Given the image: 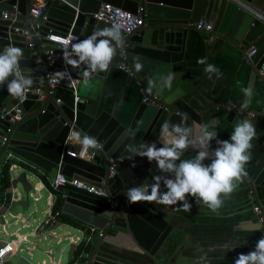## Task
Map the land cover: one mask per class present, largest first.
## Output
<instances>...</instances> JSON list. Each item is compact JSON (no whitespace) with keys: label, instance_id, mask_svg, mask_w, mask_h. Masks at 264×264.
<instances>
[{"label":"water","instance_id":"1","mask_svg":"<svg viewBox=\"0 0 264 264\" xmlns=\"http://www.w3.org/2000/svg\"><path fill=\"white\" fill-rule=\"evenodd\" d=\"M2 1L6 2L8 8L0 7V10L11 11L16 7L20 17L3 18L0 15V49L9 44L23 49L21 67L31 70L34 83L29 90L36 89L42 79L45 81L48 68L45 62H36L22 32L28 29L31 20L29 0H0V3ZM102 3H111L132 13L141 10L143 24L127 35L120 31L125 40L126 63L146 86L164 65L182 60L190 43V30H195L191 24L200 19L212 22L210 34L233 45H242L244 50L264 36V0H48L47 21L30 31L37 47L45 42L44 38L37 41V37H44L47 33L70 32L83 40L99 29L112 27L93 17ZM120 53L121 50L117 48L112 62L122 60ZM135 62L142 65L140 71H136ZM254 68L264 69V54ZM68 69L79 80L77 101L71 90L59 86L52 94L45 89L43 99L27 92V99L21 103L7 92L6 87H0V137L6 136L4 144H0V171L7 172L10 164V161H4L7 152L13 153L20 161L11 172L12 180L6 187L10 190L6 196L10 198L14 189L21 198L11 201L8 211L15 213L17 207L26 213L30 209L34 210L29 193L33 191L36 180L60 170L66 177L103 187L106 191L105 196L96 195L65 184L57 192L56 201L61 202L63 214L103 232L90 250H84L78 264H137L135 258L134 262L128 258H117L109 248L119 244L123 236H129L145 254L155 258L172 226L152 202L130 203L125 193L127 189L142 183L150 184L159 172L155 162L150 163L146 157L135 156L132 160L126 157L129 146L140 141L157 140L165 120L180 123L185 114L162 100L158 102L161 106L141 101L130 113L121 116L111 114L102 103L99 93L95 94L93 90L81 96L78 92L80 82H83L81 85L94 86L96 81H103L107 71L94 74L86 83L82 76L83 66L73 68L68 65ZM57 99L60 101L56 102ZM16 108L22 111L23 117L11 121ZM239 119L251 120L257 136L264 142L263 115L249 118L229 110L227 120L233 126ZM71 131L95 137L102 144V151L95 161H86L62 152L65 139ZM131 132L134 135H130ZM112 164L114 174L110 176ZM255 185L264 186V167L252 187ZM259 206L264 217V206ZM2 224L4 220L0 216ZM62 225L76 228L58 219L54 229ZM67 242V259L72 261L75 246Z\"/></svg>","mask_w":264,"mask_h":264},{"label":"crops","instance_id":"2","mask_svg":"<svg viewBox=\"0 0 264 264\" xmlns=\"http://www.w3.org/2000/svg\"><path fill=\"white\" fill-rule=\"evenodd\" d=\"M0 7L8 8L5 1L0 3ZM190 35V43L182 60L164 65L147 86L155 90L159 100L173 105L187 116V124L193 127L194 136L200 133L199 124L215 122L219 138L229 139L233 125L227 120L229 110L225 108L226 102H233L251 112H264V78L260 75V70L264 69L254 68L264 54V36L251 45L255 46L256 52L248 59L242 45H233L214 34H201L196 30H190ZM200 58H204L206 63H197ZM208 65L214 66L215 70L206 72ZM102 82L98 80L94 86L81 85L83 82H80L78 92L81 96L93 90L95 94L99 93L105 107L117 116L130 113L141 102V94L134 78L124 71L111 66ZM245 89L249 90L247 94ZM252 145L251 159L246 165L248 176L230 196L225 197L218 213L197 203L191 196L188 197V202L192 207L188 212L180 210L179 204L163 205L153 201L172 226L156 257L145 254L129 236H123L115 246L109 245L111 251L117 258H128L133 262L135 258L137 264H233L238 253L253 250L256 241L263 235V226L257 221L253 206H264V186L255 185L253 188L252 183L264 167V142L257 136ZM194 155L195 151L189 148L182 159ZM1 174L0 171V178ZM54 174L55 172L41 177L35 182L40 190V200L45 198L47 205H41L42 219L43 210L55 203L54 197L46 188ZM165 190L161 184V191ZM37 212L36 206V212L30 209L26 215L21 212L17 214L27 217ZM42 219L32 218L33 222L36 221L33 228L29 218L26 222L29 226L8 221L9 223L2 224L7 235L0 225V241L11 240L14 233L26 237V241L20 244L19 252L7 264H13L12 259L16 255L27 264H33L34 259H39L36 264H41L43 260L52 264L48 261L49 258L56 264H71L67 259L68 247L61 245L64 241L62 238L66 235H79V232L71 227L74 234H70L69 230L57 232L56 229L53 233L47 230L40 234L39 231L36 232V227L37 222ZM12 226L15 229L10 231ZM105 246L108 244L105 243ZM231 247H235L234 250L226 251Z\"/></svg>","mask_w":264,"mask_h":264},{"label":"clouds","instance_id":"3","mask_svg":"<svg viewBox=\"0 0 264 264\" xmlns=\"http://www.w3.org/2000/svg\"><path fill=\"white\" fill-rule=\"evenodd\" d=\"M124 46L120 27L114 25L99 29L83 40L65 41L61 49L62 60L73 68L83 66L82 76L87 83L94 74L108 71L117 48L123 51ZM23 58L24 51L19 46L9 44L0 49V87H6L7 92L21 103L27 99V90L34 83L31 70L21 67ZM197 63L204 64L206 61L200 58ZM134 67L140 71L142 65L135 62ZM214 70L212 65L205 69L206 72ZM63 79H72L71 73L58 71L54 74L53 82L59 83ZM244 91L246 94L249 92L248 89ZM198 127L200 133L194 136L186 115L180 123L165 120L157 140L140 141L129 146L128 160L135 156L146 157L150 163L155 162L159 172L151 184L142 183L127 189L125 195L130 203L154 201L163 205L179 204L180 210L188 212L192 207L188 202L191 196L213 213L219 212L225 197L230 196L248 176L246 165L251 159L252 141L257 138V132L254 123L248 119L237 120L226 140L219 138L215 122L201 123ZM129 134L134 135V132ZM71 139L80 144L82 155H87L89 149L102 148L95 137L82 135L78 131L71 133ZM189 148L195 151V155L182 159ZM92 155H95V151ZM161 184L165 191H161ZM233 264H264V235L256 241L253 250L238 253Z\"/></svg>","mask_w":264,"mask_h":264},{"label":"built area","instance_id":"4","mask_svg":"<svg viewBox=\"0 0 264 264\" xmlns=\"http://www.w3.org/2000/svg\"><path fill=\"white\" fill-rule=\"evenodd\" d=\"M48 7V0H29V15L31 17L28 29H24L22 32L26 36V40L31 48V55L35 58L37 63L45 62L48 71L46 73L45 81L42 79L39 84L38 88L33 90H27V92H32L38 95L39 99H43L45 89H47L49 94L54 93L55 89L59 86L71 90L74 94L75 101L78 100V96L76 95V88L79 80L72 76V79H63L60 80L59 83H54V74L58 71H67L70 72L68 69V65L64 64L62 60V52L61 49L64 45L65 41L71 40L72 42L78 41V37L71 34L70 32L66 34H52L47 33L44 37L38 36L37 41H40L42 38L45 39V42H42L37 47L34 38L31 36L30 31L36 28H39L44 22L47 21L46 10ZM0 15L3 18H7L8 16H12L14 19H18L20 17V13L17 11L16 7H13L11 11L9 10H0ZM93 17L97 21H103L105 23L110 24L111 26L119 25L120 30L125 34H130L133 31L137 30L142 24V15L141 10L138 9L136 13H132L130 11L124 10L120 7L114 6L111 3H102L100 8L96 13L93 14ZM195 30L200 31L205 34H210L213 30L212 22L200 19L199 21L191 24ZM256 52L255 46H250L248 49L245 50L246 58L250 59L251 56ZM121 61L112 62L110 67L117 68L119 70L124 71L127 75L134 78L136 85L141 94V101L146 104L150 105H158L159 97L155 93V91L143 84L141 79H139L134 71L127 65V54L125 50L121 51ZM71 73V72H70ZM260 75L264 78V70H260ZM60 100L57 99L56 102ZM225 108L227 110H234L239 114H245L249 118H254L258 115H263L264 112H251L246 109H243L237 106L233 102H226ZM16 114L11 117V121H15L21 119L23 117V113L19 108L15 109ZM71 133L65 139L63 144V153L68 154L69 156L80 158L86 161H95L99 154L102 151L100 150H93L89 149L87 155L81 154V146L80 144L76 143L71 139ZM6 141V136L0 137V144H4ZM93 151H95V155H92ZM5 162H9L7 172H3L1 177L5 174L7 176L8 182L12 180V174L14 168H16L19 164V159L11 152H7L4 157ZM110 162L112 163L111 159ZM113 164L110 168L109 175H113ZM65 184L73 185L77 188L86 190L90 193H94L96 195H106V191L103 187H96L94 185H90L79 181L74 178L66 177L60 170L55 171V174L52 179L48 181L47 190H49L50 195L54 197V201H56L57 192L60 190V187L64 186ZM10 188H6L3 192V201L0 203V216L4 220V225L9 223V218L14 221V223L21 222L23 226H29L26 222L27 219L31 216L27 215V217H23L22 214L12 213L8 211L11 201H16L21 198V195L16 190L12 189V196L8 198L7 192ZM33 200L34 210L36 212V205L35 203L38 202L41 198L40 190L37 188L36 185H33V191L29 193ZM54 205V204H53ZM53 205L47 209L43 210V219L42 221L38 222L36 227V232L39 231L40 234L44 231L54 232V226L56 225V221L58 220V216L62 213L61 210H53ZM253 212L257 216V221L263 226L262 234L264 235V217L261 214V209L259 205L253 206ZM36 222V221H35ZM2 225V230L7 235L6 228ZM53 228V229H52ZM76 230L79 232V235H66L63 236V240H67L70 243H73L75 246V253L78 248H80L79 253L74 256V259L71 261V264H78L82 253L84 250L95 240L100 238L103 234L102 230L90 226L84 225V227H76ZM14 238L11 240H1L0 241V264H7V262L19 252L20 244L23 241H26V237L23 235L13 234L11 235ZM48 261L52 264H56L52 262L49 258ZM41 264H47L46 261H42Z\"/></svg>","mask_w":264,"mask_h":264},{"label":"rangeland","instance_id":"5","mask_svg":"<svg viewBox=\"0 0 264 264\" xmlns=\"http://www.w3.org/2000/svg\"><path fill=\"white\" fill-rule=\"evenodd\" d=\"M43 193L45 194V192H43ZM45 203H46L45 202V198L42 197V199L39 202H37L38 212L35 213V214H33L31 217H29V221L32 223V228L36 224V222H33L32 221V218H38V220H41L42 219V215H41V205L43 204L44 207H47V205ZM15 212L16 213L21 212L23 215H26V212H22V210L19 207L16 208ZM9 222H13V220L9 218ZM14 229H15L14 226H12V227L9 228L10 231H13ZM61 230H69L70 231V234H74L75 233L71 229V227L68 226V225H62V226H60L59 228L56 229L57 232H61ZM68 244L69 243L67 241H63L61 245L65 246V247H68ZM64 256H65V253H64ZM12 261H13L12 262L13 264H27L24 260H22L21 258H19L17 255L12 259ZM37 261H39V259H34L33 260V264H36Z\"/></svg>","mask_w":264,"mask_h":264},{"label":"trees","instance_id":"6","mask_svg":"<svg viewBox=\"0 0 264 264\" xmlns=\"http://www.w3.org/2000/svg\"><path fill=\"white\" fill-rule=\"evenodd\" d=\"M8 185H9V182H8L7 176L4 174L3 177L0 178V202L3 201V191L6 187H8ZM60 208H61V202L59 200L55 201V203L53 205V210H60ZM58 219L61 220L62 222L70 223L72 226H75V227H84V224H82L81 222H79L75 219L69 218L68 216H66L63 213H61L58 216ZM93 243L94 242H92L87 247V250H90L92 248ZM79 251H80V248H78L76 250L75 256L79 253Z\"/></svg>","mask_w":264,"mask_h":264},{"label":"bare ground","instance_id":"7","mask_svg":"<svg viewBox=\"0 0 264 264\" xmlns=\"http://www.w3.org/2000/svg\"><path fill=\"white\" fill-rule=\"evenodd\" d=\"M41 187V186H40Z\"/></svg>","mask_w":264,"mask_h":264}]
</instances>
